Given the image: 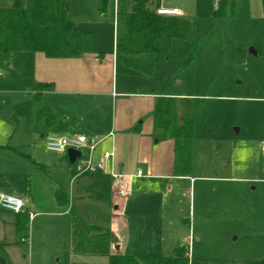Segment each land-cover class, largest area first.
Wrapping results in <instances>:
<instances>
[{
  "label": "rangeland",
  "instance_id": "1",
  "mask_svg": "<svg viewBox=\"0 0 264 264\" xmlns=\"http://www.w3.org/2000/svg\"><path fill=\"white\" fill-rule=\"evenodd\" d=\"M120 1L121 4L119 0H109L103 10V0H67L69 20L77 23L81 31L94 32L97 51L106 56L113 57L115 53L116 13L131 10V0ZM169 1L197 23V32L189 41H176L165 60L157 63L154 76L145 78L144 84L147 90H157L166 97L200 101L192 170L197 182L192 203L187 192L190 181L174 184L178 198L173 205L169 203L164 207L163 202L145 198L148 222L164 217L163 212L167 216L171 213L174 218L191 219V261L245 264L264 257V172L259 165L260 161L264 162V154L261 147H256L264 140V19L256 17L262 0H217L216 7L214 0ZM222 9H225V16L215 17ZM196 40L198 49L194 62L179 72ZM239 51L247 53L248 60L244 64L237 62ZM155 58L144 55L135 60L152 64ZM117 67L119 77H125L126 68L120 62ZM29 69L26 63L20 62L19 56L0 68V146H3L0 148V173L6 178L7 175L20 178V170L13 166V159L20 155L28 161L31 157L44 162L48 168L60 158L47 151L46 136L42 137L55 132L37 122L38 109L44 106L43 99L34 107L30 120L21 119L19 125L14 123L15 107L32 98L26 79ZM248 92L251 97L245 98ZM246 144L255 145V148L248 149ZM31 163L30 170L22 174L25 185L22 189L31 198L42 192L45 199L52 190L49 184L53 186V183L47 179L49 186L43 188L42 180L37 179L39 176L34 178L37 170ZM58 166L63 167V164L58 163ZM51 171L55 180L70 193V176L62 171L57 174L55 168ZM150 188L146 189L147 193L164 195L160 181ZM82 190V182H76V195L80 196ZM75 202L76 212L69 218L47 217L34 221L32 217L30 240L25 243L22 242L25 234L16 232L15 215L0 208V244L3 245L0 255L7 257V264H65L66 254L72 248V223L77 228L82 222L108 226L110 206L90 200L87 204L79 197ZM29 211L35 212L31 208ZM45 225H49L47 230ZM181 231L182 235L189 234L185 224H181ZM32 236L38 244L33 260L30 259ZM42 242L49 248H44L45 253L40 256ZM57 243L59 255H55L57 250L53 253L49 245ZM150 252L152 256L163 254V250ZM81 258L85 259V264H108L105 257L91 256H77L71 262L83 264Z\"/></svg>",
  "mask_w": 264,
  "mask_h": 264
},
{
  "label": "crops",
  "instance_id": "2",
  "mask_svg": "<svg viewBox=\"0 0 264 264\" xmlns=\"http://www.w3.org/2000/svg\"><path fill=\"white\" fill-rule=\"evenodd\" d=\"M153 1L155 2L154 7L156 9L177 10L178 15L175 16L186 17L182 9L173 5L169 0ZM216 1L214 0L215 7L217 6ZM119 4H121L120 0ZM233 4V9H235L237 6L236 1ZM256 17L258 19H264L263 1L261 10ZM75 24L77 31H81L78 29V24ZM244 52L245 61H247L248 56L246 51ZM15 56H19L20 62L26 63L27 68H30L29 78L26 79L32 98L35 84L45 83L54 86L52 91L42 94L40 100L43 99L42 103L44 106L40 109L44 107L50 108L56 116L58 123H70L71 126L63 131H60L56 127H47L55 132L52 135L70 136L73 135L71 132L76 130L77 127H80V130L84 131L81 134L90 136L97 143L94 152L95 162H98L104 154L113 152L114 157L109 161V172L126 177L130 192L128 199L124 200L114 198L113 196L112 204H105L111 207V213H107L109 215L108 226L102 227L92 224L102 229L110 230L113 234L116 242L112 245L111 253L143 257L152 256L150 255V251L163 250V254L160 256H171L176 248L187 247L189 249L188 255L191 259V219H181V217H176V219L171 213L167 216L165 212H163L164 217H156L153 221L151 220V223L150 221L148 222L149 219L147 218L148 210L145 198H148V200L149 197L154 198L157 200V203L163 202L164 207L169 203L173 205L175 204V199L178 198V195L176 196L175 194L177 189L174 187V184L190 181L187 192L190 195L191 203L193 196H195L197 182L195 179L197 177L193 176V171L187 176H181L176 173L174 141H159L156 138L154 114L158 99L166 97V94L157 92V90H147L144 84V80L147 77L137 75L127 68L125 77H119V73H117L119 60L116 55V46L113 57L111 55L106 56L104 53L98 51L97 54L86 55L79 59H50L43 53L31 52L18 53ZM163 60L160 62H163ZM134 61L137 62L135 58ZM250 97L251 94L245 98ZM30 118H19L14 123L19 125L21 119L30 120ZM37 122L39 121L37 120ZM50 135L43 134L42 137ZM263 142L264 140L256 147L257 149L261 147V151L264 154ZM245 146L248 149L255 148V145L252 144H246ZM0 148H3V146H0ZM57 155L60 156L59 162L51 165L53 167H49L51 168L50 170L48 164L46 165L44 162H39L37 159L31 157L29 159L32 161H28L20 155V157L13 159V166L17 170H20L19 179L12 178L8 175L6 178L3 173H0L7 183L6 187H0V192L8 193L22 199L26 205L25 210L29 211L30 208L34 209L35 212L29 211L31 213V220L32 217L34 221L38 218L45 220L47 217L52 219L69 218V215L71 216L76 212L77 202H75V199L77 197L86 203L87 200L94 201L89 198L86 190L87 186L91 183L90 178L82 175L74 179V165L76 162L71 164L68 151L66 154ZM31 162H33L34 169L37 170L34 178L36 175L39 176L37 179L42 180L43 188L46 185L51 186L52 190L50 191V195H45V199L43 198L44 195H41L43 194L42 192L40 195L37 193L36 197L31 198L26 196V191L22 189V185H24L22 183V174L24 171L30 170V166H32L30 165L32 164ZM58 163L63 164V167H59ZM259 165L264 172V162L260 161ZM52 168L56 169L57 174L59 171H62L66 172L68 177L70 176V193L60 185L58 180H55L54 175L52 176ZM68 171L69 173H67ZM139 171L142 172L141 176H137ZM110 173L105 174L110 175ZM47 179L52 181L53 186L51 183L49 185L47 184ZM78 181L82 182L83 189V193L80 196L76 195V182ZM158 181L162 184L164 195L162 194V196L160 195L158 197L156 194L147 193L146 189H151L150 187L154 183L157 184ZM58 189H62L69 198V201H71L66 207L59 206L56 201L55 193ZM93 206L96 208V205ZM44 208H48V210L45 211L43 210ZM181 224H185L189 228V234L187 236L181 234ZM71 225L72 248L68 252L70 254L73 249L74 231L73 223ZM47 228H49V225H45L44 229L47 230ZM33 238L32 236L30 249L31 260L34 259L37 253L36 248L38 245L34 242ZM49 245L53 253L57 250L55 255L60 254V251L57 249L58 243ZM44 248L49 247L48 245H44L43 242L40 243V256L45 253ZM77 256L82 255H74L71 257V260L77 259ZM160 256L155 255L152 257ZM80 261L85 264L84 258H81Z\"/></svg>",
  "mask_w": 264,
  "mask_h": 264
},
{
  "label": "trees",
  "instance_id": "3",
  "mask_svg": "<svg viewBox=\"0 0 264 264\" xmlns=\"http://www.w3.org/2000/svg\"><path fill=\"white\" fill-rule=\"evenodd\" d=\"M109 0H103L105 9ZM263 6H264V0ZM153 0H131L129 12H119L115 18L116 55L122 66L137 75L153 77L156 65L168 56L176 40L189 41L196 34V22L186 17L158 14ZM234 7V4H233ZM70 6L67 0H0V68L9 65L18 53H43L50 59H79L97 54V37L94 32L77 31L76 24L69 20ZM225 16V9L218 10L215 17ZM198 40L191 54L179 67L187 69L195 59ZM155 56V63L143 64L134 58ZM238 64L245 63V52L239 51ZM52 84L37 83L33 98L15 107L13 120L30 118L34 107L44 92L52 91ZM250 92L245 94L249 97ZM200 101L192 98L161 97L158 99L154 118L156 138L159 141L173 140L175 143L176 173L187 176L192 173L196 130V115ZM37 120L46 127L60 131L68 129L70 123H58L53 111L44 107L38 110ZM84 133L77 127L73 134ZM91 183L87 186L90 199L112 204L113 180L110 175L97 171L88 173ZM0 175V187H6ZM55 198L59 206L66 207L69 198L58 189ZM3 210V209H2ZM7 212V211H6ZM15 214V213H12ZM15 225L19 234L29 239L31 213L25 210L15 214ZM116 242L110 230L81 223L74 225L72 253L66 254L65 264H73L74 255L105 257L108 264H209L208 261H191L189 249L178 247L171 256H143L112 254ZM3 246L0 244V247ZM0 264H7V257L0 255ZM245 264H264V257Z\"/></svg>",
  "mask_w": 264,
  "mask_h": 264
},
{
  "label": "built area",
  "instance_id": "4",
  "mask_svg": "<svg viewBox=\"0 0 264 264\" xmlns=\"http://www.w3.org/2000/svg\"><path fill=\"white\" fill-rule=\"evenodd\" d=\"M158 14L175 16L178 15V11L159 9ZM262 145L264 146V142ZM96 147L97 143H95L93 138L81 133H76L70 136L50 135L46 137V149L49 152L62 155L66 154L69 148H72L81 153L80 159L74 165V179L88 173H95L97 171L110 173L108 166L109 161L114 157V153H106L98 162H95L94 152ZM110 175L113 180V194L120 199L127 200L130 192L126 177L115 173H110ZM141 175L142 172L139 171L137 176ZM0 205L4 211L15 214L23 213L26 207L25 202L22 199L4 192H0ZM27 241V239L22 240L24 243Z\"/></svg>",
  "mask_w": 264,
  "mask_h": 264
},
{
  "label": "water",
  "instance_id": "5",
  "mask_svg": "<svg viewBox=\"0 0 264 264\" xmlns=\"http://www.w3.org/2000/svg\"><path fill=\"white\" fill-rule=\"evenodd\" d=\"M68 156H69L71 164H74L75 162H77L80 159L81 153L79 151L72 149V148H69L68 149Z\"/></svg>",
  "mask_w": 264,
  "mask_h": 264
}]
</instances>
